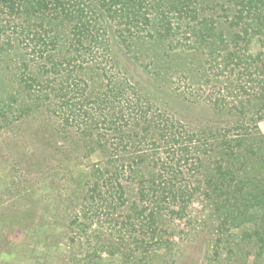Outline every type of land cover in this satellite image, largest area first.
<instances>
[{
    "label": "trees",
    "instance_id": "trees-1",
    "mask_svg": "<svg viewBox=\"0 0 264 264\" xmlns=\"http://www.w3.org/2000/svg\"><path fill=\"white\" fill-rule=\"evenodd\" d=\"M217 3L0 0V134L53 104L64 128L83 120L74 149L95 163L76 180L83 185L66 232L108 236L109 243L97 238L93 248L108 244L121 264L169 252L150 246L168 214L192 220L193 230L238 228L264 262V134L258 129L264 119V0ZM132 39L165 52L206 53L212 92L226 97L204 103L226 109L233 123L196 126L177 95L166 94L155 78L148 94L114 56L115 42L128 47ZM16 85L19 94L12 92ZM193 204L207 211L196 216L189 211ZM101 214L107 226L100 235L88 223ZM79 237L69 241L79 247ZM215 242L222 244L220 237Z\"/></svg>",
    "mask_w": 264,
    "mask_h": 264
},
{
    "label": "rangeland",
    "instance_id": "rangeland-1",
    "mask_svg": "<svg viewBox=\"0 0 264 264\" xmlns=\"http://www.w3.org/2000/svg\"><path fill=\"white\" fill-rule=\"evenodd\" d=\"M218 1L212 0V4H219ZM208 2L197 0L198 5ZM115 43V58L148 94L154 92L148 83L155 78L166 94L177 95L186 108L183 115L196 126L223 127L233 123L235 118L226 109L212 105L219 104L215 100L226 97V92L221 91L220 98L216 93L219 89L212 92L211 73L204 63L206 53L165 52L160 45L147 40H129L128 47ZM16 90L19 94L17 85L12 92ZM158 93L163 100L170 99L159 90ZM208 100L212 104L204 103ZM53 108L54 104L45 110H35L24 118V123H15L0 134V264H87V261L121 264L108 244H101L105 246L103 251L93 248L94 244H100L98 234L89 237L88 229L80 230V235L72 230L66 232L71 211L79 205L77 189L83 185L76 180L95 161L82 158L74 149V136H78L76 125L83 120L80 118L71 122L70 128H64ZM101 126L100 130L106 132L107 125ZM258 129L264 134V119L258 122ZM191 210L196 216L207 211L201 204H193ZM100 216V220L94 218L88 223H93L99 233L101 227L107 226L106 219ZM188 220H178L170 214L164 216L162 225L169 228L157 226L159 236L150 246L158 248L159 244L160 254L169 252L152 260L145 256L142 264H170L171 260L175 264H264L255 255L258 248L253 243L242 242L238 228L209 233L201 228L193 230L192 220L189 223ZM212 224L217 225L215 221ZM78 236L79 247L69 241ZM114 236L111 234L113 240ZM219 237L222 244L215 242ZM101 241L109 243V237ZM144 242L149 244L150 238H144ZM214 252L219 258L214 257Z\"/></svg>",
    "mask_w": 264,
    "mask_h": 264
}]
</instances>
